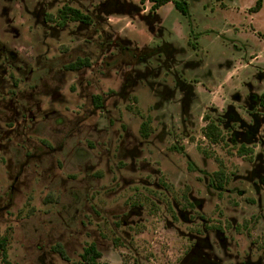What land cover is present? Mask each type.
<instances>
[{"label":"rangeland","instance_id":"rangeland-1","mask_svg":"<svg viewBox=\"0 0 264 264\" xmlns=\"http://www.w3.org/2000/svg\"><path fill=\"white\" fill-rule=\"evenodd\" d=\"M121 1L0 0V264H264V2Z\"/></svg>","mask_w":264,"mask_h":264},{"label":"trees","instance_id":"trees-1","mask_svg":"<svg viewBox=\"0 0 264 264\" xmlns=\"http://www.w3.org/2000/svg\"><path fill=\"white\" fill-rule=\"evenodd\" d=\"M121 1V0H120ZM140 4L144 5L146 2L150 3L149 11L151 13H155L159 8H161L163 5L167 3H172L183 16L188 15V4L184 0H139ZM264 0H256L254 5L251 8V11L258 12L263 5ZM120 6H130L129 2H122ZM55 22L58 26H64L68 22H77L83 25H90L93 23V17L87 13L82 11L78 7H74L68 3L63 4V6L58 9L57 15L55 16ZM170 47L168 44H165L164 47ZM160 48L162 52H166V48ZM126 48V47H125ZM127 49V48H126ZM159 48H155L154 52H159ZM170 51V50H168ZM139 60L143 62L145 58L140 57ZM90 61L86 57H78L75 61H72L65 65V68L68 70H79L84 67H89ZM96 102L95 105L100 107L102 104L101 96L95 97ZM259 106L264 109V91L260 94L258 99ZM141 133L143 136H148V126L144 122L141 125ZM204 136L211 142L216 143L222 138V132L217 124H215L213 121H210L203 129ZM216 181L219 186H222L225 182V175L222 170H219L215 172ZM59 252L61 255L65 257V252L60 247ZM0 255L4 262L8 261V252H7V238L5 236L0 237ZM101 256V253L96 248V245L94 243L89 244L87 247L84 248L81 259L84 264H101L97 260Z\"/></svg>","mask_w":264,"mask_h":264}]
</instances>
